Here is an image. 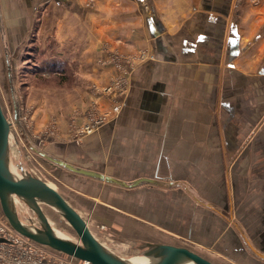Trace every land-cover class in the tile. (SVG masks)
<instances>
[{"label":"crops","instance_id":"0c3cea01","mask_svg":"<svg viewBox=\"0 0 264 264\" xmlns=\"http://www.w3.org/2000/svg\"><path fill=\"white\" fill-rule=\"evenodd\" d=\"M32 4L1 16L3 67L26 63L31 44L42 68L66 70L65 130L75 110L78 125L84 109L120 103L49 155L129 184L55 164L73 201L57 190L93 234L129 255L164 242L215 264H264V0ZM120 76L123 93L95 89Z\"/></svg>","mask_w":264,"mask_h":264},{"label":"rangeland","instance_id":"374dc122","mask_svg":"<svg viewBox=\"0 0 264 264\" xmlns=\"http://www.w3.org/2000/svg\"><path fill=\"white\" fill-rule=\"evenodd\" d=\"M13 1V4L8 5L0 3V20L1 16L3 18L7 13V10L9 14H12L10 9L17 8L21 10L19 11L21 15H26L25 13H28L33 8L32 0L26 2L22 0ZM33 28L32 22L30 23L31 34ZM1 33L2 24L0 21V50L2 49ZM31 36L28 41L31 40ZM33 49L34 47L30 44L25 57L29 58L28 60L34 61L35 64L29 63L27 60L25 61L26 63L19 64L11 70L5 66L3 67L5 63L2 61L3 54L0 52V103L7 119L11 123L9 134V162L13 171L21 174L17 165H22L24 169L39 176L58 189L63 195H66V198L73 201L71 199L72 193L69 189V183H71L72 179L68 175L67 169L57 167L45 155L56 154L57 152L60 154L64 153L65 143L71 139L79 142L81 137L86 134L83 133L81 135L80 128L90 119L93 110L87 111L89 107L84 109L85 112L82 115L83 117L85 115V119H83L85 121L80 122L78 125L74 123L76 114H78L76 112L77 110H75V113L71 114L67 122V129L65 130L64 122L66 120L64 116L67 113L66 108L69 104L65 96L66 89H68L67 79L69 80L70 77L67 76L65 69L60 71L53 68H42L40 64L44 62H38V58H36L37 61L35 60ZM115 58L124 59L126 57L122 54H117ZM110 83L112 82L110 81ZM109 84L98 88L96 87L95 89H99L100 91L103 89V91L109 92L112 89H104ZM59 114L62 115L59 116ZM40 151L45 155L41 154ZM41 205L47 216H49L48 213L52 214L54 219L51 225L57 232L74 241H79V237L72 226L55 208L45 203ZM15 207L22 220L29 222L28 219H31L35 224H38L35 213L23 200L18 198ZM84 219L86 220V218ZM2 220L6 221L0 207V221ZM96 235L110 249L122 256L128 257L129 259L141 256V254L136 256L135 254L129 255L127 251L120 250L112 244L111 239H105L104 234H101V232ZM197 248L199 249L200 247L197 246ZM202 253L203 256L206 255L209 257V254L214 256L213 253H209L208 251H202Z\"/></svg>","mask_w":264,"mask_h":264},{"label":"water","instance_id":"95a60500","mask_svg":"<svg viewBox=\"0 0 264 264\" xmlns=\"http://www.w3.org/2000/svg\"><path fill=\"white\" fill-rule=\"evenodd\" d=\"M10 127L11 123L0 103V207L5 220L15 231L35 242L89 264H215L190 247L180 244L146 242L140 253L147 258L146 262H134L110 249L93 234L84 217L54 186L24 169L22 165H17L21 171L20 175L11 170L9 162ZM45 156L52 163L64 166L76 173L106 182L129 185L101 172L76 166L47 154ZM14 197L23 200L33 210L38 224L31 219L26 222L19 217ZM42 203L55 208L66 219L78 235L79 241L56 233L42 209Z\"/></svg>","mask_w":264,"mask_h":264},{"label":"built area","instance_id":"2783aa9c","mask_svg":"<svg viewBox=\"0 0 264 264\" xmlns=\"http://www.w3.org/2000/svg\"><path fill=\"white\" fill-rule=\"evenodd\" d=\"M145 51L137 54L138 58H144ZM125 78L120 76L112 81L104 89H115L117 93L125 91ZM120 109V103L115 102L105 110L97 113L93 111L90 119L80 128L83 133L92 132L104 121L108 120ZM30 220V219H28ZM89 264L86 261L56 251L46 245L35 242L17 231L6 221H0V264Z\"/></svg>","mask_w":264,"mask_h":264},{"label":"bare ground","instance_id":"6f19581e","mask_svg":"<svg viewBox=\"0 0 264 264\" xmlns=\"http://www.w3.org/2000/svg\"><path fill=\"white\" fill-rule=\"evenodd\" d=\"M12 170V169H11ZM13 171V170H12ZM15 174H18V175H20L19 173H17V172H15V171H13ZM17 197H14V203H16L17 202ZM48 219H49V221H50V223H52L53 221V216H52V214H50V213H48ZM88 224V223H87ZM89 226V225H88ZM55 229V228H54ZM56 231V230H55ZM56 233L58 234V235H60V236H63V237H65L64 235H62L61 233H59V232H57L56 231ZM130 260H132V261H134V262H146L147 261V258L146 257H144V256H140V257H135V258H133V259H130Z\"/></svg>","mask_w":264,"mask_h":264}]
</instances>
